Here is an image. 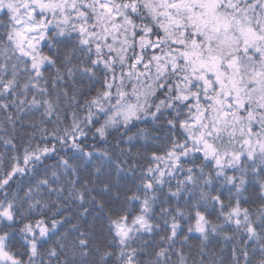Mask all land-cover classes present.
Instances as JSON below:
<instances>
[{
	"label": "snow or ice",
	"instance_id": "1",
	"mask_svg": "<svg viewBox=\"0 0 264 264\" xmlns=\"http://www.w3.org/2000/svg\"><path fill=\"white\" fill-rule=\"evenodd\" d=\"M0 264H264V0H0Z\"/></svg>",
	"mask_w": 264,
	"mask_h": 264
},
{
	"label": "trees",
	"instance_id": "2",
	"mask_svg": "<svg viewBox=\"0 0 264 264\" xmlns=\"http://www.w3.org/2000/svg\"><path fill=\"white\" fill-rule=\"evenodd\" d=\"M217 251H219V249H217Z\"/></svg>",
	"mask_w": 264,
	"mask_h": 264
}]
</instances>
